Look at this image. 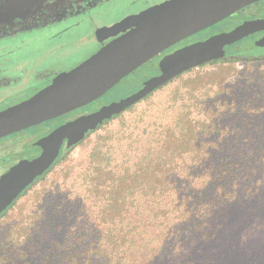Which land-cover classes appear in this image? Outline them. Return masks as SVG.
Here are the masks:
<instances>
[{
	"label": "rangeland",
	"instance_id": "rangeland-1",
	"mask_svg": "<svg viewBox=\"0 0 264 264\" xmlns=\"http://www.w3.org/2000/svg\"><path fill=\"white\" fill-rule=\"evenodd\" d=\"M32 1L18 0L23 7ZM124 19L119 28L97 27V40L106 43L123 33L130 27ZM92 46L91 40L67 48L60 74L83 61ZM163 67L140 65L100 100L121 102ZM257 100H264V51L191 66L113 118L80 131L0 217V264H109L128 256L129 248L145 256L151 248L147 264H183L190 253L194 264H264V171L259 188L248 189L254 177L240 178L233 167L245 158L237 150H263L257 162L264 163V109L253 107ZM219 148L214 157L207 153ZM210 187L216 195L208 200ZM196 201L190 210L197 227L187 229L167 255L168 227Z\"/></svg>",
	"mask_w": 264,
	"mask_h": 264
},
{
	"label": "flooded vegetation",
	"instance_id": "flooded-vegetation-1",
	"mask_svg": "<svg viewBox=\"0 0 264 264\" xmlns=\"http://www.w3.org/2000/svg\"><path fill=\"white\" fill-rule=\"evenodd\" d=\"M186 1L189 0H179L176 3H169L167 0H33L23 7L19 5L18 0H0V111L31 97L48 86L54 78L64 74L65 72L60 74L62 71L59 64L63 62L60 55H65L67 48H74L76 43L92 40L93 46L90 48L93 50L85 60L108 43L97 40L96 29L101 24L122 25L124 18L129 19L125 25L130 27L119 35L121 36L168 8ZM139 15H142L144 21L137 24L130 21ZM238 28L244 34L232 42L223 44L221 55L197 61L189 67L221 58L232 59L241 53L264 51V0H253L244 4L222 19L165 47L142 64L151 61L153 65L157 63L160 66L164 57L178 49ZM38 41L42 44L38 45ZM163 64L167 67L172 62ZM161 71L162 69L155 76L160 75ZM148 79L140 81L135 92L140 89L139 84ZM16 95L21 99H11ZM102 95L80 107L0 137V199L23 176L29 163L42 153L43 146L38 143L39 140L57 127L107 106L105 100H100ZM88 127L71 132L61 139L58 155L51 166L35 176L1 211L0 217L57 162L63 150L68 147V142Z\"/></svg>",
	"mask_w": 264,
	"mask_h": 264
},
{
	"label": "water",
	"instance_id": "water-1",
	"mask_svg": "<svg viewBox=\"0 0 264 264\" xmlns=\"http://www.w3.org/2000/svg\"><path fill=\"white\" fill-rule=\"evenodd\" d=\"M251 1L253 0H189L168 8L106 43L87 59L54 78L36 94L1 110L0 137L91 102L165 47L222 19ZM243 34L238 28L174 51L161 60V66L164 67L160 75L143 81L137 92L119 103L107 105L61 125L40 139L38 143L43 146L42 153L29 163L23 176L1 197L0 213L35 176L51 166L58 155L63 137L111 118L170 77L189 68L192 63L221 55L223 44L232 42ZM166 62L172 64L165 67L166 64L163 63Z\"/></svg>",
	"mask_w": 264,
	"mask_h": 264
},
{
	"label": "trees",
	"instance_id": "trees-1",
	"mask_svg": "<svg viewBox=\"0 0 264 264\" xmlns=\"http://www.w3.org/2000/svg\"><path fill=\"white\" fill-rule=\"evenodd\" d=\"M147 94H145V95H147ZM252 105H253V107L262 105L261 106V109H264V100H261V101L257 100L255 102H253ZM262 118H264V114L262 115L261 119ZM186 126L189 127V130H190L189 132L191 134L190 137L192 138V141L195 140L196 139L195 138V134H194V132H192V129H191L192 126H189L188 124ZM210 150L209 151L207 150V153L209 155H211V157L216 156L218 153H220L222 151V149H220V148L218 150H216V151H210ZM237 151L239 152L240 158L245 157V158L239 160V162H234V164H233V167H234V165H236L238 167L237 175L240 178L242 176H245L246 178H248V177L249 178H253L254 177L253 179H249L248 180V183L245 184V185L248 186L247 187L248 189H258L259 187H257L256 185H257V181L259 180V177L262 176V173L264 171V167H263L264 163H262V161L261 162H257V161H258V158L259 157L261 158L263 156V155H261V153H263V150L259 151V149L254 148V149H250L249 151L243 152V153L240 150H237ZM248 157L249 158L250 157H253L254 160L252 162H246L245 163L244 161H246V159ZM226 166H229L228 167L229 169L232 168V165H220V167H222L224 170H226L225 169ZM232 170H235V169H232ZM228 172L230 173L229 170H227V173ZM255 172L257 174H253ZM158 180H159V182L161 184L164 183V176L163 175L159 176V179ZM252 183H254V184H252ZM253 185H254V187H253ZM209 189L212 192H209V190H207V193H210V194H208V195H210V198H208V200H211L212 197H213V194H215V193H213L212 187H210ZM203 193H201L202 196L199 195L197 197H200L201 196L202 198H207V196H204ZM195 204H198L197 201L196 202H193L191 205L189 204L188 206L186 204L185 209L182 210L180 213L178 212L179 214L176 215V217L177 218H180V220L173 222L168 227L167 230H168V234L169 235L166 237V239L164 240V243H163V245H165L166 242H167V240H170V243L171 244H168V246L166 245L167 255H168V253H170L171 250H174V248H175V246H173L174 244L177 245L179 242H181V241L183 242L185 240V238H186V230L187 229H190L192 227H197V222H195L194 219H193V215L194 214L191 213V210H190L191 206L192 205H195ZM223 204H225V203H223ZM218 210H221V208L218 209ZM218 210L213 214L212 220H211V223L210 224H215L216 223L217 219H216L215 216H217ZM221 225H222V223H220L219 221L216 224L217 227H221ZM216 226L215 227L213 226L214 227V230H212V229L210 230L209 236L213 235L215 229L217 228ZM161 248H159V250H158L159 253H160ZM112 249H114V248H112ZM151 250L152 249L149 248L148 249V252H147V255L149 253H150V255L149 256H145V254L143 252L141 253L140 250H137L136 248H129L128 256L127 255H124V258L123 259H118V260H115V261H112V259H111L109 264H133V263H135V264H141L140 261L143 260V259H145V258H147V261L144 264H147L148 261H153V260L150 259V256L153 255V252ZM159 253H158V255H159ZM189 255H190V257L188 259H184V263L183 264H194V259H192L193 255L191 256V253ZM140 256L141 257L143 256L145 258H140ZM157 256H156V258H157ZM128 260H130V261L127 262ZM210 261H211L210 259H205V263H210ZM195 264H198V263L196 262ZM200 264H204V262L202 261V262H200Z\"/></svg>",
	"mask_w": 264,
	"mask_h": 264
}]
</instances>
